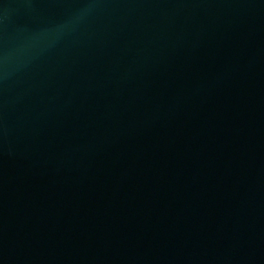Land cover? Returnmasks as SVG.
<instances>
[{
	"label": "water",
	"instance_id": "obj_1",
	"mask_svg": "<svg viewBox=\"0 0 264 264\" xmlns=\"http://www.w3.org/2000/svg\"><path fill=\"white\" fill-rule=\"evenodd\" d=\"M0 264H264V0H0Z\"/></svg>",
	"mask_w": 264,
	"mask_h": 264
}]
</instances>
